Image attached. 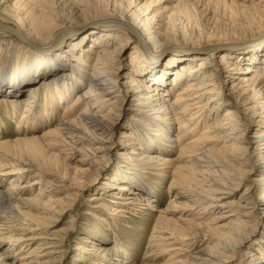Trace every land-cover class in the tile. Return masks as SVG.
Returning <instances> with one entry per match:
<instances>
[{
	"label": "bare ground",
	"instance_id": "obj_1",
	"mask_svg": "<svg viewBox=\"0 0 264 264\" xmlns=\"http://www.w3.org/2000/svg\"><path fill=\"white\" fill-rule=\"evenodd\" d=\"M119 1L0 0V101L28 98L23 122L31 124L29 131H34L31 114L40 120L43 116L39 97L45 95L44 122L56 119L49 133L24 136L30 132L23 129L14 139L0 140V188L11 182L0 190V203H7L11 213L0 210V264H55L59 239L42 233L43 225L22 211L33 208L25 196L40 182L26 184V174L36 170L55 179L39 184L36 195L45 199L42 205L48 204L40 209L57 218L62 215L57 207L66 209L81 191L97 189L111 163L112 181L87 199L95 209L110 189L113 198L122 199L111 202L117 212L126 213L137 199L146 210L159 212L153 226L170 234L164 239L184 246V239L189 240L185 247L170 248L184 251L185 258L173 264H251L246 259L254 255L244 248L264 237L259 232L264 230V0H172L192 24L194 16L189 19L188 12L209 16L202 18L213 26L212 33L199 38H171L167 28L162 30L167 9L160 11L161 5L168 0L148 5L128 0L125 7ZM65 5H73L71 17L60 11ZM155 38L172 43L155 46ZM180 129L194 133L186 144L192 175L181 176L178 168L174 173L184 182L194 181L188 189L198 204H205L202 213L208 222L196 223L189 232L180 227L169 232L158 225L171 210L153 204L157 198L144 181V169L162 163L157 151L167 150V142L179 143ZM6 130V123H0V139ZM130 139L142 145V154L147 152L142 164L135 163L139 160L127 144ZM51 146L69 151L58 169L52 165L56 154ZM244 181L249 184L239 200H227ZM59 191L65 193L62 198L55 197ZM219 208L223 211L216 212ZM102 221L103 216L90 222L83 244L74 247V264H127L129 257H108L107 227L98 228L106 224ZM113 225L107 235L117 238L118 222ZM5 244L10 247L3 248ZM126 247L112 250L118 257L126 255ZM256 251L261 254L255 263L262 264L264 250Z\"/></svg>",
	"mask_w": 264,
	"mask_h": 264
},
{
	"label": "rangeland",
	"instance_id": "obj_2",
	"mask_svg": "<svg viewBox=\"0 0 264 264\" xmlns=\"http://www.w3.org/2000/svg\"><path fill=\"white\" fill-rule=\"evenodd\" d=\"M92 2L91 0H87ZM119 1V0H118ZM153 0H138L137 3L139 5L142 4H147ZM155 1V0H154ZM128 0H120L119 4L122 5L123 7L127 6ZM73 5H65L63 7H60V11L63 13L64 16L71 17V15L74 14L75 10H73ZM155 9V7H153ZM167 9V12H163L164 15H166L165 19V26L162 28V30L169 31L168 36H172L171 38H177L180 37H186V38H193L197 37L199 38L200 36L210 34L212 33V25L205 24L208 23L206 21H203L209 16H204L205 14L200 15V13L197 10L192 11L193 13L188 12L189 14V19L194 16V24H192L191 21H187L188 19L182 17L183 12L181 10L182 6L180 4H177L175 1L168 0L165 1L163 5H161V10ZM201 9V8H199ZM152 14V11H150ZM149 14L148 16H150ZM163 17V16H162ZM203 17V18H202ZM201 20V21H200ZM203 24H202V23ZM169 25V26H168ZM205 25V26H204ZM207 25V26H206ZM205 37V36H203ZM202 38V37H201ZM176 40V39H174ZM155 43L157 45H163L166 43H172L170 41H163L160 40L159 38H155ZM129 50L125 53L123 57V63L127 64L128 63V54ZM201 54H204L201 53ZM199 61V60H198ZM264 93V92H263ZM45 97H39L38 106H39V111L42 110V118L41 120L38 119V116L40 115H35L31 114L33 116V122L32 126L34 127V131H29V127L31 124H27L28 120L26 122H23L24 117L26 116L24 110L25 108L23 107L24 102H26V98L19 100L17 103H12L10 99L8 101H0V123L2 124L3 122L6 123V133H2V139L0 140H6L8 139H14L13 135L18 134V132H22L23 129L24 131H28L30 133H26L24 136H31L34 133V136H41L43 134L49 133L47 132L49 129H52V127L55 125V118L49 119L47 122H44L43 117H47L46 114L44 113L45 107H43V98ZM28 99V98H27ZM36 103V102H35ZM133 104H135L133 102ZM70 105V102H69ZM37 106V107H38ZM68 106H65V108ZM83 108V105L80 104L79 107L76 110V113H79ZM64 109L58 110V117L61 116L63 113ZM24 113V114H23ZM42 123V124H41ZM189 126V125H188ZM188 126L186 128H188ZM17 127V128H16ZM178 126H175L177 128ZM37 128V129H36ZM180 136L181 139L179 143L173 142V143H168L167 145L170 147H167V150L164 151H157V154L161 158L160 160L162 163H159L155 166H149V169H144L146 170V175H145V183L147 186L150 187L151 191L154 193L155 197L157 198V201L153 202L155 207L157 209H165L166 207L168 208L169 213L164 214V218L160 219V225L159 227L164 228L167 231H171L173 227H180L181 230H184L185 232H189L190 229H193V226L196 225L198 222H208V215H205L203 212V205L198 204V201L193 197V194L190 193L189 191V186L194 184V181L192 182H184L183 177L182 180L178 177L176 172L174 173V169L178 168L180 171V174L182 176L183 174H187L188 177L192 175V170L189 167V163H187V156H188V147L186 144L190 141L191 137L194 135V133H188L189 129H180ZM199 132L201 130L199 129ZM254 134L253 131L248 133L247 135H252ZM7 135V136H6ZM119 132H117L116 138L118 139ZM54 137H48L46 138V141L50 142L53 141ZM173 140H176V132L173 134ZM134 141L130 139L127 144H131L134 149L135 157L139 161H135V163L142 164L144 162L145 158H141L142 156H145V154H142L143 150L141 147V144L138 145H133ZM138 143V141H136ZM54 146H61L59 143H54ZM176 144V147L174 145ZM54 146L50 147V152L53 154H56L52 160V165L55 167L54 169H58L59 167L57 166L60 164L61 160H64L65 154H69V151L65 149V147H57L55 148ZM173 146V147H172ZM34 150V145L31 146ZM139 147L140 149H138ZM39 151L44 152L47 154V150H42L38 149ZM60 150L64 151L63 153L60 152ZM65 162L68 161L67 158H65ZM64 163V162H63ZM9 168V164H7ZM60 166V165H59ZM61 167V166H60ZM6 168V167H5ZM150 171V172H149ZM35 173H37V176H33ZM115 173V166L114 163H111V165L108 167L107 165V173L104 176H101L100 182L96 185L97 189H87L85 191H81L79 195H75L74 201L72 205L68 208H64L65 205L59 206L56 208L58 214H62L59 218V220L56 222V216H52L49 213H46L43 211V209H40V206H48V204H41V202H44V200H40L38 196L36 195L37 187L38 185H43L44 182H53V177H47L43 173H40L36 170H33L26 174L27 177L23 178V181L26 184H31L32 181L34 180L37 182L40 180V182L35 186V189L32 194L26 195L28 199L32 201L30 203L32 207H23L22 211L24 215L28 216L29 218H35L36 222H40L43 226L42 228V233H47L48 236L51 237H56L59 239V243L56 248L57 253L54 254L55 258V264H74L73 262V256L72 254L74 253V247L77 248L78 245L83 244L84 242V234L85 232L89 231L90 233V226H91V221L96 218V217H101L103 216V221L101 223H105V225L101 224L99 225L98 228L101 227H107V229H104L106 236L108 238L107 240V245L111 247V253L108 256L110 257H116L117 259H120L121 261H126L127 257H129L127 264H173L176 260H181L184 259V251H169L170 248H177V247H185L189 244L188 239H184V244L177 243V239H170L166 240L164 238L170 237V234L168 233H160L158 231V227H154L153 224L155 223V219L158 217L159 212L157 211H150L146 210L144 207H142V201L140 199H137L138 204L136 205H129L126 209V213L122 212H117L118 208L114 203H111L113 200L119 201L122 199H116L113 198L112 195H116L112 193V190L109 189V191L105 192L100 200L98 201L99 206L101 208H94L93 205L89 204L87 202V199L89 196L92 194H95L94 192L98 191L101 185L106 183L107 180L112 181V175ZM190 174V176H189ZM252 177V176H251ZM254 177V176H253ZM190 181V180H187ZM11 182H4L2 183V188L1 189H6ZM249 182L244 181L242 184L234 191V194L229 197L227 200L229 201H237L239 200V196L244 192V189L248 187ZM47 186H42L41 188L43 191H47L48 189L46 188ZM87 191V192H86ZM133 191V189L131 190ZM175 192H179L180 194H185L187 197H181L177 198L174 196ZM112 194V195H111ZM65 193L63 191H59V195H55V197L62 198ZM29 200V201H30ZM46 200H50L48 197ZM169 200H173V205L169 204ZM192 200V201H190ZM97 204V205H98ZM103 206H102V205ZM112 208L111 210L108 208ZM3 208L4 214L5 215H11L9 212L10 209H8L7 203H0V210ZM71 208V209H69ZM116 208V209H115ZM55 210V211H56ZM228 210V208H226ZM220 208L216 210V212H220ZM223 211V210H222ZM221 211V212H222ZM9 212V213H6ZM94 212V213H93ZM87 214V215H86ZM220 215V213H219ZM179 218V219H178ZM32 220V219H31ZM55 220V221H54ZM185 221V222H183ZM38 222V223H39ZM54 222V223H53ZM118 222L117 226V238H114L115 235L111 236L107 235L108 229H114L112 228L114 223ZM218 224V223H215ZM36 225V224H35ZM34 225V226H35ZM87 225V227H86ZM98 228H95L93 231L97 232ZM87 230V231H86ZM109 230V231H110ZM115 231V230H112ZM259 232H264V230L260 229ZM78 233L81 235H78ZM88 233V232H87ZM262 234V233H261ZM262 236V235H261ZM261 236H258V238L254 239L253 241L249 242V245H247L244 250L245 251H251L252 254L254 255L253 259L251 261L250 258L248 257L246 259V262L257 264V257H260L259 254L261 252L256 251L259 250V248L264 250V243H261V241L264 242V237L261 238ZM61 239V240H60ZM61 241V242H60ZM117 245L120 246H127L126 248L129 250L125 254L118 255L116 251L112 250ZM105 246L104 244L101 246ZM10 247L8 245H4L3 248ZM108 247V248H110ZM14 250H16V247ZM189 251V249H188ZM119 260H117L118 262ZM90 264V262H87V264ZM238 261H235V264H237ZM7 264H18L17 261L14 262H9ZM81 264V263H78ZM107 264H114V262H110L107 260ZM222 264V263H221ZM259 264V263H258ZM261 264V263H260ZM264 264V261L263 263Z\"/></svg>",
	"mask_w": 264,
	"mask_h": 264
}]
</instances>
